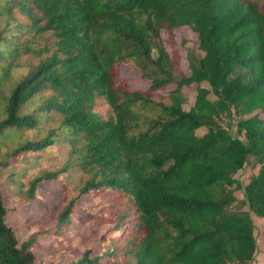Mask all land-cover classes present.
Here are the masks:
<instances>
[{
    "label": "trees",
    "instance_id": "obj_1",
    "mask_svg": "<svg viewBox=\"0 0 264 264\" xmlns=\"http://www.w3.org/2000/svg\"><path fill=\"white\" fill-rule=\"evenodd\" d=\"M13 7L28 21L9 20ZM1 15L0 86L20 55L37 51L32 44L42 32L54 34V48L13 85L3 86L0 144L6 131L30 130L43 124L41 115L57 113V122L38 138L13 139L8 157H14L12 163L30 158L61 138L71 156L53 169L32 174L24 167L15 176L28 177L27 196L36 194L40 181L58 178L69 163L88 176L53 226L22 239L5 221L10 206L0 189V264H56L60 252L35 257L36 240L60 236L68 220L108 217L103 203L72 212L79 194L106 189L129 195L135 215L111 222L98 238L97 254L65 251L72 257L62 264H245L252 259V220L246 209L231 205L233 190L241 188L243 203L264 218V118L259 115L264 111V0H0ZM179 27L194 33L201 50L200 55L185 51L187 73L176 50L170 54L160 38V29ZM119 64L137 67L147 86L131 88L126 78L115 79ZM183 85L195 91L187 109ZM166 86L165 94L154 96ZM46 89L51 93L33 108L32 97ZM98 96L108 105L105 117L93 109ZM221 114L235 116L242 138L220 124ZM201 126L205 130L195 133ZM248 156L257 169L241 186L233 174Z\"/></svg>",
    "mask_w": 264,
    "mask_h": 264
},
{
    "label": "rangeland",
    "instance_id": "obj_2",
    "mask_svg": "<svg viewBox=\"0 0 264 264\" xmlns=\"http://www.w3.org/2000/svg\"><path fill=\"white\" fill-rule=\"evenodd\" d=\"M4 16H0V31L4 23ZM13 23L27 22L28 18L12 8L8 17ZM41 23V21L39 22ZM160 38L170 53L171 49H175L179 55V67L187 73L185 51L192 50L197 54H201V50L197 47L194 40V33L186 27L172 28L169 31L160 29ZM39 42L32 44L36 46V52L26 53L19 56L16 65L13 67L10 77H7L0 86V98L4 91V87L13 85L14 80L20 76L22 72L35 65L40 58L48 54L53 48L54 34L50 31H44L37 38ZM48 51H46V50ZM171 54V53H170ZM115 79L118 77L126 78L131 88H145L147 81L140 76L139 69L128 64H119L117 68H113ZM207 86L205 82L202 83ZM169 86L155 89L154 96L158 97L167 92ZM183 95L182 108L187 109L194 99L193 85L181 87ZM51 93L46 89L38 95L32 97L31 106L34 108L39 104L42 98ZM29 106V109L31 108ZM93 109L102 117L108 113V105L100 96L96 97ZM253 112V111H252ZM47 117L49 119H45ZM264 118V111L259 114ZM3 115H0L2 117ZM59 115L50 112L40 116L41 125H37L30 130L8 131L5 139L0 144V189L5 203L10 206V210L5 216V221L12 226L18 239H22L30 232L38 228H49L55 224L56 215L68 198L76 191V188L88 176V173L79 169L76 165L69 163L67 170L62 172L58 178L40 181L36 187L34 196H27L26 188L28 186V177L18 176L15 174L25 167V171L35 174L38 170L47 168H55L71 160L69 156V144L61 138L56 144L49 148V151L38 154H30V158L26 155L19 159L16 163H12L14 157H8L15 138L24 141L28 138H38L47 127L57 122ZM235 116L233 114H221L218 118L220 124L225 127L233 135L242 138V134L238 133L234 124ZM205 127L201 126L195 129V133H202ZM9 134V135H8ZM35 156V157H34ZM3 160H7L8 164H3ZM257 164L254 159L248 156L247 161L233 174L234 178L242 186L250 176L256 172ZM235 201L231 205L233 208L246 209L253 223V235L255 238V252L250 261L245 264H264V218L247 208L242 201L241 188L233 190ZM93 203H103L105 205L106 218L92 217L84 222L68 220L63 226L60 236L43 235L36 240V245L32 251L36 258L54 253H62L56 259V264H62L72 257V253L65 254V251L79 253L84 249H88V256L97 254L100 251L98 238L103 234L111 222L119 221L122 223L128 216L135 215V209L131 203L129 195H118L116 190L106 189L103 191H95L91 193H81L73 201V214L83 213L86 207L93 206ZM117 215L113 221L112 217ZM120 216V217H119ZM119 217V218H118ZM116 244V241L114 242ZM229 264H239L230 262Z\"/></svg>",
    "mask_w": 264,
    "mask_h": 264
}]
</instances>
